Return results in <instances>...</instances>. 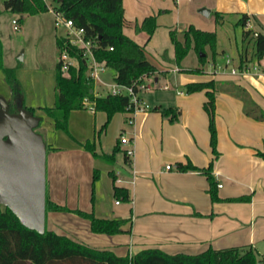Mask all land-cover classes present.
Instances as JSON below:
<instances>
[{"label": "crops", "instance_id": "obj_1", "mask_svg": "<svg viewBox=\"0 0 264 264\" xmlns=\"http://www.w3.org/2000/svg\"><path fill=\"white\" fill-rule=\"evenodd\" d=\"M122 6L123 33L143 47L145 57L157 68L155 74L144 77L150 86L139 92L140 98L152 108L174 106L179 117L170 122L154 109L121 111L114 113L103 127L106 112L86 104L70 112L67 134L56 129L41 109L54 103V70L41 75L43 78L31 79L19 70L17 78L24 89V104L35 108V115L42 118V137L48 145L45 185L49 199L62 204V197H69L71 204H63L69 208L126 220L122 232L95 233L85 227L87 236L78 239L76 234L60 228L63 226L55 218L60 211L47 210L45 228L118 256H131L146 248L168 254H198L208 247L249 246L264 264V159L257 154L264 151V120L253 118L244 110L246 96L264 111V56L255 59L253 46H245L248 37L242 40L243 29L264 33V0H122ZM201 7L209 10L207 16L199 12ZM46 12L50 11L34 15ZM242 13L248 16L244 28L237 24ZM211 14L215 23L228 25L221 38L217 27L205 19ZM149 15L155 16L151 35L139 29ZM189 25L214 31L217 36L216 53L203 65L199 61L183 64L187 55L179 65L175 62L170 31L181 39V30ZM240 55L244 59L242 66L248 68L245 73L238 71ZM192 66L202 73L186 70ZM217 66L224 69L213 74ZM232 68L237 69L236 74L230 73ZM113 77L114 70L105 66L101 81L94 84V93L105 95ZM210 80L214 83L208 89L214 94L216 154L210 146L208 115L203 107L206 88L190 93L184 90L186 83ZM9 97L10 89L0 69V105ZM121 134L127 135L133 149L128 162V145L120 143ZM86 141L94 144L97 154L111 153L118 146L114 161L94 158L83 146ZM188 161L197 169L177 168L178 163ZM210 162L217 183L218 199L214 201L204 172ZM168 164L171 168L165 169ZM95 168L98 178L92 185ZM114 185L128 189L129 202L113 196ZM80 222L86 226L89 220Z\"/></svg>", "mask_w": 264, "mask_h": 264}, {"label": "trees", "instance_id": "obj_2", "mask_svg": "<svg viewBox=\"0 0 264 264\" xmlns=\"http://www.w3.org/2000/svg\"><path fill=\"white\" fill-rule=\"evenodd\" d=\"M56 9L60 10L65 18H70L76 27H82L91 36L95 46L93 54L95 59L106 67L114 70L113 80L124 85L134 86V82H141L140 77L150 76L157 72V68L145 57L143 47L123 33L124 16L122 0H54ZM3 10L19 14L18 21L24 14L32 15L48 11L47 5L42 0H4ZM220 17L219 13H215ZM248 16L242 13L237 21L242 28L245 27ZM155 28V16L149 15L143 19L139 29L151 35ZM252 34L253 56L260 59L264 56V33L251 30H242V40ZM182 38H178L175 31H170V38L174 45L175 62L180 64L190 49H193L200 64L206 62L207 54L204 48L210 49L211 56L215 50V32L202 30L189 25L181 30ZM57 48V61L54 68V103L52 106H43V112L52 119L56 129L68 133V118L72 110L82 109L85 101L89 102L94 110L106 112L107 124L116 112L129 111L131 103L128 95L94 93V83L88 74V68L82 57V50L77 45L65 41L63 36L55 37ZM112 46L109 50L106 47ZM61 50L76 59V63L67 69L61 67L58 55ZM240 55L239 67L244 59ZM0 69L4 80L10 89V97L5 101L8 112H17L20 108L27 113L35 115V108L24 104L23 88L16 77V67H7L2 63V46L0 42ZM188 72H201L199 68L186 69ZM210 81L189 82L184 85L187 93L205 89L207 100L204 109L208 115V129L210 133V146L216 154V130L214 124V94L208 88H213ZM245 113L255 119L264 120V111L245 96ZM161 114L174 122L179 117V110L174 106L153 107ZM40 117V116H39ZM40 117L38 127L41 124ZM37 128V127H36ZM35 128V130H36ZM46 150L48 145L45 143ZM83 146L89 150L94 158L108 163L114 161L118 151L115 146L111 153L97 154L94 144L86 141ZM257 154L264 159V151ZM125 161L128 156L125 154ZM179 170L197 169L190 161L186 164H177ZM209 182L208 192L211 200L218 199L217 187L214 176L211 174V162L204 169ZM113 175V173L111 172ZM98 178V170L93 169L92 185ZM113 196L123 202L130 201V194L126 187L114 185ZM93 203V194H91ZM72 211L89 220L92 232L114 234L122 232L125 219L102 218L94 215L93 211L79 208H69L56 203L45 194V211ZM255 250L249 246H232L221 249L211 247L198 254H168L157 248L142 249L131 256H118L109 250L95 249L86 244L72 239L68 235L59 234L52 230L44 229L43 233L29 229L22 225L13 212L0 205V264H261Z\"/></svg>", "mask_w": 264, "mask_h": 264}, {"label": "water", "instance_id": "obj_3", "mask_svg": "<svg viewBox=\"0 0 264 264\" xmlns=\"http://www.w3.org/2000/svg\"><path fill=\"white\" fill-rule=\"evenodd\" d=\"M199 12L208 15L201 7ZM22 59V55L18 56ZM40 117L20 108L10 113L0 105V205L19 222L43 233L45 229L46 146L35 128Z\"/></svg>", "mask_w": 264, "mask_h": 264}, {"label": "rangeland", "instance_id": "obj_4", "mask_svg": "<svg viewBox=\"0 0 264 264\" xmlns=\"http://www.w3.org/2000/svg\"><path fill=\"white\" fill-rule=\"evenodd\" d=\"M49 1L51 5H55L53 0ZM18 16L19 14L17 13L0 9L2 63L4 66L16 67V77L17 72L20 70L23 71L30 79L33 77L43 78L41 75L46 74L49 70L53 72L55 68V63L57 61L55 35L58 33L64 34V30L60 26L54 27V15L52 12H46L45 14L42 13L37 16L34 14H24L20 20L19 29L15 30L13 29L11 20L13 18H17ZM205 19L212 23L213 28L217 27V31L220 32V38L222 34H225L224 32L226 31L228 25L224 26L222 24L215 23L213 14ZM179 37L181 36L179 35ZM215 37L217 36L215 35ZM244 42L245 46H250V48H252V35H249L248 41L246 40ZM204 51L207 54L206 60L210 59V49L206 46ZM195 53L192 50L189 51L183 60V64H196L198 58ZM20 54L22 55V59L18 58ZM191 68H193V66ZM201 73L202 72H195L197 75H200ZM104 93L106 92L104 91L103 94ZM36 131L39 133L41 132L42 136L44 135L41 124L39 127L37 126ZM81 172L83 173V168ZM65 202L71 204V198L67 197L66 200L65 196L62 197V204ZM55 218H57L59 225L64 227L60 228L63 230L67 229L74 235L76 234L78 239H84V237L87 236L85 233V227L87 231V229H89L87 228L89 227V223L87 224L86 222L85 226L84 222H80L81 220L84 221V217L79 214L72 211H60Z\"/></svg>", "mask_w": 264, "mask_h": 264}, {"label": "built area", "instance_id": "obj_5", "mask_svg": "<svg viewBox=\"0 0 264 264\" xmlns=\"http://www.w3.org/2000/svg\"><path fill=\"white\" fill-rule=\"evenodd\" d=\"M4 1V0H1ZM46 3L47 8L50 12L54 15V24L55 26H60L64 30L63 38L66 42L77 45L82 50V57L83 61L87 65L88 68V74L91 77L94 84L96 82L101 81L100 79V73L104 71L105 65L103 63L98 62L93 54V47L95 44L93 43V40L91 36H89L86 31L82 27H76L73 23V21L70 18H65L63 13L55 8V5H51L49 0H42ZM54 1V0H53ZM55 2V1H54ZM13 24V29L18 30L19 29V21L18 18H13L11 20ZM107 49L111 50L112 46H107ZM58 60L61 63V67L65 70L69 65H73L76 63V59L68 54L67 51L61 50L60 54L58 55ZM229 61V60H228ZM227 61V62H228ZM224 68L222 67H216L214 68L213 74L222 72ZM176 70V69H175ZM248 68L246 66H242L240 70H238L241 73L247 72ZM237 69L232 68L231 72L232 74H236ZM143 77H140L139 80L141 82L137 83L134 82V86L132 85H124L121 83H117L116 81H112L108 84V90L106 91V94H125L129 96L130 103H131V109L129 111L135 112V111H146L152 109V107L142 101V99L139 96V92L145 89H148L150 84H147V82L144 80ZM89 104L90 108H92L91 104L89 102L85 101V105ZM119 141L121 144L128 145V147L125 149V154L127 156H131L133 153L132 147L129 146L130 140L125 134H121L119 137ZM171 168V165H165V169ZM220 186V184H218ZM116 203H118V200H116Z\"/></svg>", "mask_w": 264, "mask_h": 264}]
</instances>
